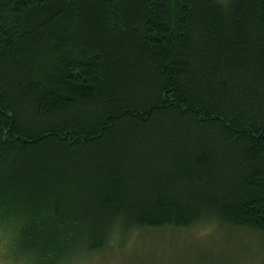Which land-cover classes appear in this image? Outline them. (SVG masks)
I'll use <instances>...</instances> for the list:
<instances>
[{
  "label": "trees",
  "instance_id": "obj_1",
  "mask_svg": "<svg viewBox=\"0 0 264 264\" xmlns=\"http://www.w3.org/2000/svg\"><path fill=\"white\" fill-rule=\"evenodd\" d=\"M199 224L264 234V0H0L2 254Z\"/></svg>",
  "mask_w": 264,
  "mask_h": 264
},
{
  "label": "rangeland",
  "instance_id": "obj_2",
  "mask_svg": "<svg viewBox=\"0 0 264 264\" xmlns=\"http://www.w3.org/2000/svg\"><path fill=\"white\" fill-rule=\"evenodd\" d=\"M223 230L216 224L138 230L117 237L101 252L77 254L67 264H264L263 233L231 229L226 237ZM13 255L0 253V261L23 260Z\"/></svg>",
  "mask_w": 264,
  "mask_h": 264
},
{
  "label": "clouds",
  "instance_id": "obj_3",
  "mask_svg": "<svg viewBox=\"0 0 264 264\" xmlns=\"http://www.w3.org/2000/svg\"><path fill=\"white\" fill-rule=\"evenodd\" d=\"M5 243H7L5 241ZM5 249L3 248L2 245H0V253L4 252ZM0 264H25V262L23 260L20 261H0Z\"/></svg>",
  "mask_w": 264,
  "mask_h": 264
}]
</instances>
